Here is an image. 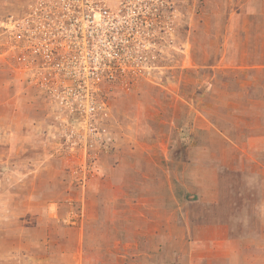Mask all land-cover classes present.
<instances>
[{
  "label": "rangeland",
  "instance_id": "obj_1",
  "mask_svg": "<svg viewBox=\"0 0 264 264\" xmlns=\"http://www.w3.org/2000/svg\"><path fill=\"white\" fill-rule=\"evenodd\" d=\"M256 107L264 0H0V264H264ZM218 165L193 236L154 217Z\"/></svg>",
  "mask_w": 264,
  "mask_h": 264
},
{
  "label": "crops",
  "instance_id": "obj_2",
  "mask_svg": "<svg viewBox=\"0 0 264 264\" xmlns=\"http://www.w3.org/2000/svg\"><path fill=\"white\" fill-rule=\"evenodd\" d=\"M263 109L264 108H262V107L254 108L256 114H259L260 112L261 113L264 112ZM261 116H264V113L261 114ZM263 121H264V119H263ZM261 124L259 126H261ZM251 128L252 127L246 126V129H251ZM256 128H254L252 130H248L249 134L247 135L246 138L244 137L245 133H243L242 128H241V133L239 134V137L233 138V134L230 131L227 132L228 135H225L223 133H221L220 135L221 136L223 135V137L226 138L225 142H255L256 138H254V137H256V133H254V131ZM196 158H199V156H196ZM195 159H193V160L195 161ZM196 162L200 163V161H196ZM186 168H187V171L186 170L182 171L181 176L180 177L176 176V179L178 182H181L180 184H182L184 186V188L186 189L185 191H182L183 193L189 194V195H191V197L194 194L199 195L200 204L191 205L192 203L189 202L188 204L181 203L180 205L179 204L174 205L175 200H177V198H176L177 195H175V198H174L170 194V191H168L169 188L166 187L168 182L165 183L166 180H163L164 179V173L162 175V172H161V174H159V177L157 178L158 180H162L160 182V186H156V187L155 186L154 187L149 186V189H151L149 191H150L151 195H158V197H159L158 200L156 198V199H154V202H152L153 203L152 207H154V208H152V210L154 209L152 214H154V217L155 216L158 218L164 217V219H166V221H167V224L169 223L170 226H173V227H171L172 229H174L176 227L179 232L187 231L188 235L193 236L194 227H195V225L198 226V224L200 223V221L198 219L201 217V215L198 216V215H195V213L199 212L200 210H207L210 207L212 208L220 200V195H222V193H221V191H219L218 180L220 177V171L222 169L218 165L217 172L213 170V171H211L212 173H210V171H208L209 174L204 175V173H205L204 170H200L201 172L198 173V172H194V169H192V168L191 169H189V167H186ZM189 170H190V173L188 172ZM186 173H187V176H186ZM179 174L180 173H179V169H178V175ZM196 174H200V175H196ZM199 178H204L203 182L199 181ZM149 184H150V182H149ZM211 204L213 206H210ZM170 205H173V206H170ZM168 206H170V210H169ZM191 211H192V213H191ZM148 212H151V211L148 210ZM168 214H169V218L167 217ZM147 219H148V217H147ZM150 221L155 223L156 220H153V218H152V219H150ZM170 221H172V223ZM207 226H208V224H207ZM235 236L236 237L244 236L243 239L246 237L244 240L251 241V242H253V241L257 242L260 239L259 237H256L255 235H251L248 232L243 233V235L242 234H239V235L235 234ZM241 242H242V240H241Z\"/></svg>",
  "mask_w": 264,
  "mask_h": 264
},
{
  "label": "built area",
  "instance_id": "obj_3",
  "mask_svg": "<svg viewBox=\"0 0 264 264\" xmlns=\"http://www.w3.org/2000/svg\"><path fill=\"white\" fill-rule=\"evenodd\" d=\"M46 55H47V54H46ZM47 57H49V55H47ZM95 64H97V62H95ZM56 65H58V64H56ZM56 65H53V66H56ZM77 88H79V85H78ZM79 89H80V88H79ZM70 91L72 92V90H70ZM73 95H74V96H78V95L80 96V90H79V91H74V92H73Z\"/></svg>",
  "mask_w": 264,
  "mask_h": 264
},
{
  "label": "flooded vegetation",
  "instance_id": "obj_4",
  "mask_svg": "<svg viewBox=\"0 0 264 264\" xmlns=\"http://www.w3.org/2000/svg\"><path fill=\"white\" fill-rule=\"evenodd\" d=\"M21 35V34H20ZM21 40H22V37H21Z\"/></svg>",
  "mask_w": 264,
  "mask_h": 264
}]
</instances>
